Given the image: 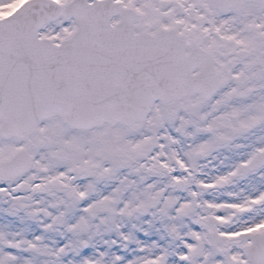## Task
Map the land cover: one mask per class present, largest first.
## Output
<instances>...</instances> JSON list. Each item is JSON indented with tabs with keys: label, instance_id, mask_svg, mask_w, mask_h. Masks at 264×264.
I'll return each instance as SVG.
<instances>
[{
	"label": "snow or ice",
	"instance_id": "6c2138e0",
	"mask_svg": "<svg viewBox=\"0 0 264 264\" xmlns=\"http://www.w3.org/2000/svg\"><path fill=\"white\" fill-rule=\"evenodd\" d=\"M0 264H264V0H0Z\"/></svg>",
	"mask_w": 264,
	"mask_h": 264
}]
</instances>
